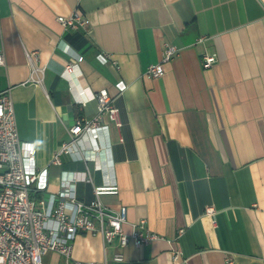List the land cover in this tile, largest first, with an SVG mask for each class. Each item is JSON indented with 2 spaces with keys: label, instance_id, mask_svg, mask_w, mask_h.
I'll return each mask as SVG.
<instances>
[{
  "label": "crops",
  "instance_id": "0c3cea01",
  "mask_svg": "<svg viewBox=\"0 0 264 264\" xmlns=\"http://www.w3.org/2000/svg\"><path fill=\"white\" fill-rule=\"evenodd\" d=\"M76 9L87 28L64 29L57 17ZM165 43L178 54L162 77H145ZM0 49V92L10 91L19 137L36 145L38 166L48 168L38 198L49 208L62 172L86 167L72 156L51 164L70 127L93 119L100 91L119 109L122 126L106 119L109 134L102 133L112 162L83 137L86 163L94 185H118L101 201L127 207L123 231L144 220L161 238L120 249L116 240L81 233L72 242L75 260L264 264V0H0ZM205 55L216 57L211 68L203 67ZM70 62L76 70L65 74ZM34 68L44 69L43 85L32 81ZM93 184L78 183L80 201L94 198ZM64 262L54 251L43 259Z\"/></svg>",
  "mask_w": 264,
  "mask_h": 264
},
{
  "label": "built area",
  "instance_id": "2783aa9c",
  "mask_svg": "<svg viewBox=\"0 0 264 264\" xmlns=\"http://www.w3.org/2000/svg\"><path fill=\"white\" fill-rule=\"evenodd\" d=\"M57 21L66 30L86 29L88 22L85 15L76 9L69 16H58ZM205 39L199 38L198 43ZM179 49L165 43L162 60L146 69L144 76L150 79L160 78L165 73V64L170 62ZM34 52L28 53L31 59ZM109 60V56L103 54ZM83 57L78 58V62ZM216 63V57L205 55L202 58L203 67L208 69ZM4 64V53L0 49V65ZM78 63L66 65L65 74H72ZM32 81L43 85L44 69L34 68ZM119 88L124 89L122 82ZM97 102V113L91 120L77 119L69 129V139L61 143L51 161L52 165L61 166L64 156H72L85 162L82 171L61 174L60 190L51 208L40 193L48 189V168H40L37 163L36 145L23 142L19 137L14 105L10 91L0 92V264H43L46 253L58 252L65 258L64 264H90L75 260L72 256V242L81 233L101 234L107 244L115 240L120 249L131 242L137 247L161 238L145 228V221L132 225V232L123 231L127 222V207L120 206L113 210L101 201L104 195H117L119 187L115 183L94 185L91 171L86 163L87 157L81 147V140L86 137L92 146V151H104L111 163L112 144L107 137L103 140L102 133L109 134L108 119L117 127L119 109L107 91H100L92 96ZM93 184L94 198L89 202L77 198L78 183ZM206 215L215 216L214 207H206ZM53 221L55 226L48 227ZM183 230L179 231L181 235ZM180 252L174 256L178 261ZM115 261H123L124 255L118 252ZM232 264L231 260H228Z\"/></svg>",
  "mask_w": 264,
  "mask_h": 264
},
{
  "label": "trees",
  "instance_id": "16d2710c",
  "mask_svg": "<svg viewBox=\"0 0 264 264\" xmlns=\"http://www.w3.org/2000/svg\"><path fill=\"white\" fill-rule=\"evenodd\" d=\"M38 197H39V195H38Z\"/></svg>",
  "mask_w": 264,
  "mask_h": 264
}]
</instances>
